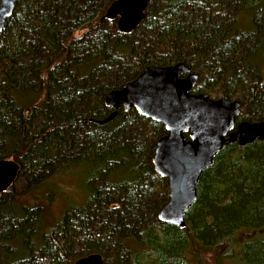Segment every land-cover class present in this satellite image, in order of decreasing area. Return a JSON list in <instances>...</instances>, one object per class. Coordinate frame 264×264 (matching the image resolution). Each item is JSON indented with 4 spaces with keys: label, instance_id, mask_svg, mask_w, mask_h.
<instances>
[{
    "label": "trees",
    "instance_id": "16d2710c",
    "mask_svg": "<svg viewBox=\"0 0 264 264\" xmlns=\"http://www.w3.org/2000/svg\"><path fill=\"white\" fill-rule=\"evenodd\" d=\"M113 1L17 0L0 32V163H16L25 186L0 195V264H264L263 143L221 151L178 228L157 219L169 197L152 165L163 125L122 108L96 123L113 111L110 91L180 63L198 74L193 94L263 121L264 0H151L130 35L104 18ZM69 168L85 169L83 202L50 222L37 203L57 193L36 190Z\"/></svg>",
    "mask_w": 264,
    "mask_h": 264
},
{
    "label": "water",
    "instance_id": "95a60500",
    "mask_svg": "<svg viewBox=\"0 0 264 264\" xmlns=\"http://www.w3.org/2000/svg\"><path fill=\"white\" fill-rule=\"evenodd\" d=\"M150 1L114 0L106 8L104 18L116 20L119 33L130 35L144 20ZM16 2L0 0V32L12 16ZM197 82L198 74L183 63L148 66L135 79L105 96L104 106L113 111L107 118L96 121L99 125L106 124L122 108L125 112L133 109L163 125L166 134L156 143L152 165L167 180L169 197L158 211L157 219L178 228L185 227V215L197 200L201 175L221 151L231 144L239 147L255 141L264 144V120L238 122L239 101L193 94ZM18 172L16 163H0V195L14 184ZM74 264L105 263L101 255L90 254Z\"/></svg>",
    "mask_w": 264,
    "mask_h": 264
},
{
    "label": "rangeland",
    "instance_id": "374dc122",
    "mask_svg": "<svg viewBox=\"0 0 264 264\" xmlns=\"http://www.w3.org/2000/svg\"><path fill=\"white\" fill-rule=\"evenodd\" d=\"M84 174L85 169H65L55 173L51 177L50 181L45 182L42 187H39L36 190V192L54 190L57 193V197L54 196L50 204L46 202V200H41L37 203V206L41 210L40 212L43 213L47 220L50 221L52 217L59 216L61 209L63 208L62 206L66 205L67 202L73 203L75 206L80 205L83 202L84 197L82 198L83 189L81 184L85 177ZM12 186L13 191L17 194H19L25 188L22 181H18L17 183L15 182ZM32 196L35 195L32 194ZM39 198H41V195ZM18 201L30 205V196H19Z\"/></svg>",
    "mask_w": 264,
    "mask_h": 264
},
{
    "label": "flooded vegetation",
    "instance_id": "af4514ba",
    "mask_svg": "<svg viewBox=\"0 0 264 264\" xmlns=\"http://www.w3.org/2000/svg\"><path fill=\"white\" fill-rule=\"evenodd\" d=\"M183 77H184V76H183ZM183 77H182V78H183ZM238 122H239V121H238ZM238 122H237V123H238Z\"/></svg>",
    "mask_w": 264,
    "mask_h": 264
}]
</instances>
